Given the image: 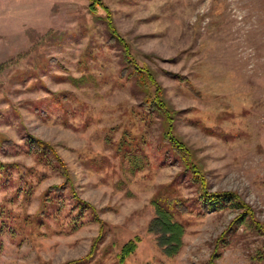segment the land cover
Wrapping results in <instances>:
<instances>
[{"label": "rangeland", "instance_id": "rangeland-1", "mask_svg": "<svg viewBox=\"0 0 264 264\" xmlns=\"http://www.w3.org/2000/svg\"><path fill=\"white\" fill-rule=\"evenodd\" d=\"M100 1L0 0V264H264V0ZM202 187L244 208L205 211ZM158 199L187 207L181 235Z\"/></svg>", "mask_w": 264, "mask_h": 264}, {"label": "trees", "instance_id": "trees-1", "mask_svg": "<svg viewBox=\"0 0 264 264\" xmlns=\"http://www.w3.org/2000/svg\"><path fill=\"white\" fill-rule=\"evenodd\" d=\"M91 1V7L95 9L94 7L96 5L104 6L100 0H90ZM107 8V7H106ZM117 39L118 36L114 35ZM120 40V39H119ZM123 42L122 40H120ZM126 48V46H125ZM127 55V54H126ZM128 60L130 63H133L132 69L133 73L137 77V84L142 89H147L150 84L154 85L156 87V95L154 98L149 99L146 98L145 104L149 111H157L159 114H161L168 124V130L165 133V138L169 141V143H172V148L174 152L179 154L181 159L184 161L185 168L187 171H191L194 177V181L199 183L201 186L203 185V181L198 177V168L197 165L192 162V154L187 148V146L182 143L180 140H178L173 134V128H174V122L176 120L178 112L173 110L171 107H169V104L165 100L164 96V89L157 81L155 74L147 68H141L139 67L135 62L131 61L132 58L128 57ZM129 163L132 170H139L143 169L144 166L148 164V160L145 156H138V154L130 155ZM201 195L199 196L200 202H202V207L205 211L214 212V211H222L226 208H237V209H243L244 205L240 202L239 197L233 193L230 192H208L207 189L204 187L201 188ZM154 205L157 207L158 212L161 214L162 217L167 218V222L169 225L174 227L176 232L180 235L182 232H184V225L178 221H176L174 213L176 212H186L187 207L184 203L180 201H166L165 203H162L161 200L154 201ZM245 215V216H244ZM246 214H242V216L238 217L234 223H237L238 225H241L242 223H245L246 220ZM245 218V219H244ZM232 230V229H231ZM230 228L226 232L227 234L231 233ZM181 238H178L177 243L178 247L181 246L182 242L180 240ZM137 239L129 241L127 244L124 245L121 251V262H124L126 258H128L137 248ZM214 257V256H213ZM216 257H218L216 255Z\"/></svg>", "mask_w": 264, "mask_h": 264}]
</instances>
